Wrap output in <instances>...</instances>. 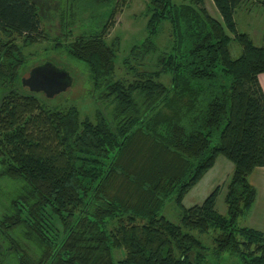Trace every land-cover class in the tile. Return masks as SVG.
<instances>
[{
	"label": "trees",
	"instance_id": "trees-1",
	"mask_svg": "<svg viewBox=\"0 0 264 264\" xmlns=\"http://www.w3.org/2000/svg\"><path fill=\"white\" fill-rule=\"evenodd\" d=\"M75 1L61 4L63 38H52L44 53L87 65L95 119L33 93L0 112V264H211L225 254L237 264H264V232L238 223L257 199L250 175L264 167V45L240 31L235 17L264 0H213L222 21L204 0H148L146 36L123 59L126 77H117L120 38L108 41L107 32L127 0H83L110 8L109 18L70 41ZM42 20L32 0H0V43L7 41L13 61L0 71L4 93L16 94L31 57L24 47L38 42ZM165 21L172 40L162 49ZM232 40L241 45L238 57ZM219 155L234 164L228 214L216 209L220 187L185 207ZM173 195L181 223L162 214ZM212 229L210 256L188 230ZM120 248L126 256L115 262Z\"/></svg>",
	"mask_w": 264,
	"mask_h": 264
},
{
	"label": "rangeland",
	"instance_id": "rangeland-1",
	"mask_svg": "<svg viewBox=\"0 0 264 264\" xmlns=\"http://www.w3.org/2000/svg\"><path fill=\"white\" fill-rule=\"evenodd\" d=\"M39 8L42 16V34L39 36L38 42L24 47V54L31 56L30 61L23 68L22 74L27 76L30 69L35 65L41 64L44 57L46 59L55 60L59 67L67 69L72 77L73 82L66 91L55 95L53 98H47L44 93H37L39 99H46L51 104H58L60 107H68L72 104L77 105L82 111V117L88 116L92 120L95 119L97 104L92 94V86L89 83V69L87 65L79 60L65 56L64 53L47 54L44 53L45 48H52V38H63L62 23L60 21L59 10L64 0H32ZM181 3L186 0H173ZM206 1L210 13L222 21V16L213 0ZM73 2V1H72ZM148 0H127L126 3L120 5L116 16L112 19L107 32L108 41H112L116 37L120 38L121 47L117 56V77H126V68L123 63L124 57L128 54L133 44L140 43L146 36L147 18L144 15L146 3ZM259 5L253 6L248 4L244 9L240 8L235 17L240 31L247 32L256 45H264V7L258 8ZM95 8V9H94ZM90 8L87 4H83V0H76L73 5L74 25L70 37V41L80 34H90L101 29V26L109 18L110 8ZM262 8V9H261ZM208 10V11H209ZM248 11L245 13V11ZM172 40L171 25L165 21L162 24L160 34L157 37V43L160 48H167ZM17 42L22 43L21 38H17ZM230 51L233 57L241 54V45L236 40H232ZM37 53L40 55L37 56ZM44 54V55H43ZM59 54V55H58ZM45 59V60H46ZM164 81L169 83L170 77H164ZM25 94H27L25 92ZM28 114V113H27ZM30 114V113H29ZM28 114V115H29ZM26 115V114H25ZM234 164L224 155H219L216 164L208 170L199 182L192 187L183 199L185 207H191L196 204H202L206 197L217 187H220L216 201V209L223 215L228 214L227 204L225 202V194L227 184L230 181V167ZM162 214L175 223H181L182 210L175 201V195L171 196L163 210ZM240 226L255 225V221L249 216L244 215L239 218ZM251 227V226H249ZM256 227V226H255ZM254 227V228H255ZM199 237L209 248L210 256L214 246V237L218 234L217 230H210L208 233H200L198 230H188ZM126 256L124 248L113 251V259L115 262L122 260ZM211 264H237L239 260L228 254L223 255L222 259L210 257Z\"/></svg>",
	"mask_w": 264,
	"mask_h": 264
},
{
	"label": "water",
	"instance_id": "water-1",
	"mask_svg": "<svg viewBox=\"0 0 264 264\" xmlns=\"http://www.w3.org/2000/svg\"><path fill=\"white\" fill-rule=\"evenodd\" d=\"M72 82L71 73L53 62H45L34 67L29 77L23 79V84L28 86L31 91H43L47 98H53L66 91Z\"/></svg>",
	"mask_w": 264,
	"mask_h": 264
},
{
	"label": "crops",
	"instance_id": "crops-1",
	"mask_svg": "<svg viewBox=\"0 0 264 264\" xmlns=\"http://www.w3.org/2000/svg\"><path fill=\"white\" fill-rule=\"evenodd\" d=\"M205 4H206V1H205ZM247 5H244V6H247ZM244 6H242L241 8L244 9ZM253 6L256 7V5H253ZM259 6L264 7L261 5H259ZM259 6H258V8H259ZM206 7H207V5H206ZM207 9L209 10L208 7H207ZM239 10H240V8L237 10V12H236L237 14H238ZM209 12H210V10H209ZM247 12L248 11L246 10L245 13H247ZM259 81H260L261 86L264 90V73H261L259 75ZM233 171H234V166H231L230 170H229V174H232ZM250 181L252 184H254L256 186V188L258 190V194H257V199H256L253 207L247 213V215H249L255 221V223H254L255 225H247V226H251L253 228L256 226L255 227L256 229H259V230L264 232V167H257L253 171V173L250 175Z\"/></svg>",
	"mask_w": 264,
	"mask_h": 264
},
{
	"label": "flooded vegetation",
	"instance_id": "flooded-vegetation-1",
	"mask_svg": "<svg viewBox=\"0 0 264 264\" xmlns=\"http://www.w3.org/2000/svg\"><path fill=\"white\" fill-rule=\"evenodd\" d=\"M53 54H56V53H53ZM8 55H9V53H8V44H7V41L0 43V71H4L9 66H11V63L13 61L8 58ZM30 59L28 60V62H31ZM45 59L46 58L44 57V59L41 61L43 63H41V64H44L45 62H55V60L53 61L50 58L49 59H46V60ZM41 64H38V65H41ZM38 65H35L34 67H36ZM34 67H32L30 69V71H29V73H28L27 76H25V75L22 74L23 68L20 70L19 77H18V81H17V90L15 91L16 94L13 93V90H10V92L8 94V93H4L3 90L0 89V96H1L0 112L3 111V110H5V109H7L8 106L12 105L13 102L17 98H19L25 92L26 93H33V94L44 93L43 91H41V92L31 91L28 86H26V85L23 84V79L29 77L31 70ZM12 76L13 75H6V78H12Z\"/></svg>",
	"mask_w": 264,
	"mask_h": 264
}]
</instances>
